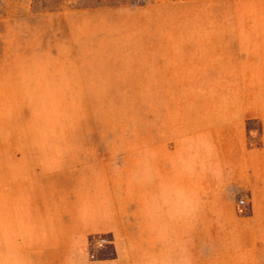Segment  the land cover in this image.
Masks as SVG:
<instances>
[{
    "label": "crops",
    "instance_id": "obj_1",
    "mask_svg": "<svg viewBox=\"0 0 264 264\" xmlns=\"http://www.w3.org/2000/svg\"><path fill=\"white\" fill-rule=\"evenodd\" d=\"M27 1L0 18L12 28L0 32V264H229L230 249H256L264 145L249 147L247 123H261L264 138V19L158 33L156 50L142 53L141 91L188 99L169 115L157 100L156 131L108 133L84 130L100 80L85 72L78 40L113 9L34 12ZM207 1L240 10L254 0ZM9 41L13 51L1 50ZM170 117L174 130H161Z\"/></svg>",
    "mask_w": 264,
    "mask_h": 264
},
{
    "label": "rangeland",
    "instance_id": "obj_2",
    "mask_svg": "<svg viewBox=\"0 0 264 264\" xmlns=\"http://www.w3.org/2000/svg\"><path fill=\"white\" fill-rule=\"evenodd\" d=\"M18 0H0V18L19 15L13 4ZM26 2V1H25ZM34 12L54 9H106L112 8L92 26L83 30L84 38L78 40L80 54L85 57V72L95 74L100 80L96 89L89 92L92 104L91 125L84 130H96L108 133H140L157 130L156 103L160 100L165 107L159 110L169 115L172 102L188 99L187 91H141L142 53L156 50L158 33L166 39L173 35H200L203 29L198 23L207 20L222 19H264V0L249 1L237 10L238 3L220 1L186 0H28ZM159 5V6H157ZM161 27H158L160 26ZM12 31L5 26L0 32ZM12 34V32H10ZM12 43L5 44V52L13 51ZM166 51L172 44H165ZM147 62V60H145ZM147 69V67H146ZM162 120L161 122H163ZM80 127V125H79ZM46 124L38 122L37 130H49ZM58 128V125H57ZM57 130H79L77 124L61 126ZM247 142L249 147L264 145L261 123H247ZM161 130L172 131L170 117L161 124ZM245 202L239 215L250 212V202L240 196L238 202ZM230 247H239L232 244ZM233 245V246H232ZM104 254H111L107 249ZM229 264H264V236L260 237L256 249L251 252L229 251Z\"/></svg>",
    "mask_w": 264,
    "mask_h": 264
},
{
    "label": "built area",
    "instance_id": "obj_3",
    "mask_svg": "<svg viewBox=\"0 0 264 264\" xmlns=\"http://www.w3.org/2000/svg\"><path fill=\"white\" fill-rule=\"evenodd\" d=\"M245 206V202L240 200L238 202V207L243 208ZM108 244L107 239L104 236H98L92 239V246L96 249H100L105 247Z\"/></svg>",
    "mask_w": 264,
    "mask_h": 264
},
{
    "label": "trees",
    "instance_id": "obj_4",
    "mask_svg": "<svg viewBox=\"0 0 264 264\" xmlns=\"http://www.w3.org/2000/svg\"><path fill=\"white\" fill-rule=\"evenodd\" d=\"M112 252H111V254L109 255V254H105L104 256H106V257H112Z\"/></svg>",
    "mask_w": 264,
    "mask_h": 264
}]
</instances>
